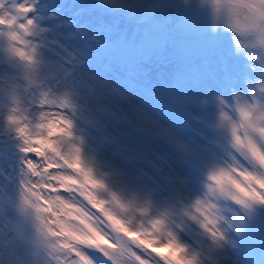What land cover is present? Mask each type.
<instances>
[{
    "label": "snow or ice",
    "instance_id": "obj_1",
    "mask_svg": "<svg viewBox=\"0 0 264 264\" xmlns=\"http://www.w3.org/2000/svg\"><path fill=\"white\" fill-rule=\"evenodd\" d=\"M91 7L112 23L117 45L142 54L153 69L209 81L206 98L187 97L193 106L206 105L208 97L224 104L218 89L231 94L238 119L222 112V121L245 166L213 172L210 191L234 202L242 215L235 213L234 224L217 204L197 199L193 219L223 260L193 252L163 219L147 218L149 209H133L114 193L107 199V185L85 164L82 150H64L73 122L44 113L33 126L13 91L7 120L20 141L24 174L11 189L7 174L0 183V225H7L0 231V264H25L31 241L16 228L21 222L36 227L40 246L63 254L58 264H98L89 253L102 254L99 264L104 258L111 264H264V0H93ZM15 9L0 0V36L7 37L11 58L35 65L36 49L26 39L39 27L28 16L35 6ZM80 52L86 66L89 49ZM66 70L96 79L82 73L75 58Z\"/></svg>",
    "mask_w": 264,
    "mask_h": 264
},
{
    "label": "rangeland",
    "instance_id": "obj_2",
    "mask_svg": "<svg viewBox=\"0 0 264 264\" xmlns=\"http://www.w3.org/2000/svg\"><path fill=\"white\" fill-rule=\"evenodd\" d=\"M92 3L7 0L14 14L16 5H34L28 16L39 27L26 37L37 54L31 66L11 58L9 41L0 36V183L7 174L11 189L24 174L20 141L7 120L15 91L21 114L33 126L44 113L73 122V136L65 139L64 150H82L85 164L107 185V199L114 193L133 209H149L147 218L163 219L193 252L223 260L222 253L210 248L199 220L193 219V205L197 199L215 203L234 224L239 223L235 213L242 215L234 202L210 191L213 172L245 166L230 127L222 121V112L238 119L231 94L218 89L216 96L224 104L208 97L206 105L193 106L187 97L206 98L210 82L167 67L153 69L142 54L119 47L112 23ZM84 46L89 49L86 66L80 52ZM74 58L82 73L96 79L70 75L66 66ZM135 215L140 218L138 211ZM16 228L31 241L25 264H58L63 254L40 246L32 223L21 222ZM6 230L7 225H0V231ZM89 255L99 264L97 254ZM104 264L111 262L104 258Z\"/></svg>",
    "mask_w": 264,
    "mask_h": 264
},
{
    "label": "water",
    "instance_id": "obj_3",
    "mask_svg": "<svg viewBox=\"0 0 264 264\" xmlns=\"http://www.w3.org/2000/svg\"><path fill=\"white\" fill-rule=\"evenodd\" d=\"M102 254H97V256L99 257V256H101Z\"/></svg>",
    "mask_w": 264,
    "mask_h": 264
}]
</instances>
